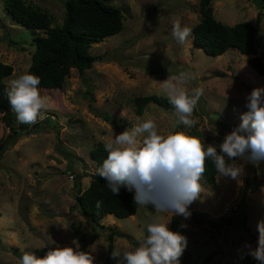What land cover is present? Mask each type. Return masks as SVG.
<instances>
[{"label":"rangeland","instance_id":"1","mask_svg":"<svg viewBox=\"0 0 264 264\" xmlns=\"http://www.w3.org/2000/svg\"><path fill=\"white\" fill-rule=\"evenodd\" d=\"M25 1L47 11L51 25L61 22L64 0ZM104 1L120 9L122 28L91 43L90 52L100 59L89 68L81 73L70 68L59 88L40 90L48 104L43 114L53 112V126L38 117L43 123L40 129L20 134L0 147V264H21L24 252L34 253L40 247L37 257L57 247L77 251L80 242L84 252L94 257L93 264H106L110 229L123 234L112 235L113 250H134L153 218L169 227L174 214L156 212L155 207L150 210L137 204L128 216L108 213L100 218L101 225H91L75 205L77 186L84 188L94 171L88 149L96 141L106 144L147 120H153L163 136L175 127V111L148 101L137 114L134 96L163 94L161 82L168 77L195 74L184 85L190 95L192 89H203L191 117L197 121L193 128L206 146L214 145L219 153L225 136L241 123L246 96L254 88H264V77L246 63L247 54L228 47L209 55L193 43L192 36L184 44L173 37L174 21L189 28L197 21L198 0ZM211 6L213 16L226 24L253 23L259 14L254 44L264 64V0H211ZM35 32L43 34L15 23L0 0V61L12 66L4 82L11 84L24 74ZM191 128L179 127L186 134ZM8 132L0 112V146ZM235 163L243 166L241 176L231 179L217 172L213 187L203 178V193L189 205L191 216L176 215V232L188 241L180 264H258L244 246H257V225L264 219V161L253 164L237 158ZM127 237L137 239L138 245Z\"/></svg>","mask_w":264,"mask_h":264},{"label":"clouds","instance_id":"2","mask_svg":"<svg viewBox=\"0 0 264 264\" xmlns=\"http://www.w3.org/2000/svg\"><path fill=\"white\" fill-rule=\"evenodd\" d=\"M172 35L184 44L192 35L191 28L181 27L174 21ZM195 74L180 73L161 82V90L174 106L178 123L188 128L197 121L191 119L203 89H192L190 95L184 85ZM40 78L26 73L11 81L7 95L20 123L35 124L45 118L46 99L40 94ZM248 111L241 114V123L228 133L219 145H205L204 141L183 131L167 135L157 133L153 120L138 123L126 129L105 144L108 153L97 174L107 182L114 195L121 187L136 190L135 202L140 206L151 203L156 212L191 216L189 205L203 193L201 181L205 173L206 159H212L220 176L237 179L243 174V166H237V158L258 164L264 161V88H254L246 96ZM147 134L146 136L144 134ZM144 137L142 140L140 137ZM227 158V162L226 159ZM100 202H97L99 208ZM181 227H186L182 224ZM257 246L253 249L245 244L247 254L258 264H264V219L257 225ZM149 235L139 241L134 250L114 249L111 258L117 264H180V257L187 247V237L171 231L167 224L155 218L147 224ZM73 243H76L73 241ZM79 248V245L76 244ZM243 259V256L240 257ZM94 257L88 252L76 251L72 247L49 250L43 257L24 252L21 264H93Z\"/></svg>","mask_w":264,"mask_h":264},{"label":"trees","instance_id":"3","mask_svg":"<svg viewBox=\"0 0 264 264\" xmlns=\"http://www.w3.org/2000/svg\"><path fill=\"white\" fill-rule=\"evenodd\" d=\"M3 6L10 18L18 24L30 28L32 31L42 30L43 34H35L32 37L33 49L30 54L28 66L24 74L30 73L38 76L42 88H59L70 68H75L78 73L89 68L97 58L90 52V45L106 36L119 31L122 28V13L120 9L104 0H64L63 17L58 24L51 25L50 14L38 5L25 0H2ZM199 17L191 25L192 41L194 44L209 55H218L228 47L236 49L239 53L247 54L246 63L259 75L264 77V64L256 54L254 35L258 13L253 23L247 20L236 21L226 24L217 20L212 13L211 0H198ZM12 66L9 63L0 61V112L3 113V120L8 125L9 132L5 136L6 143L12 141L20 134H26L40 129L43 123L53 126L51 116L53 112H45L43 123L38 120L35 124L20 123L13 111L7 92L11 84L3 81V77L10 74ZM214 72L213 74H215ZM249 87V86H247ZM152 101L163 109L176 112L164 94L148 93L136 95L133 98L134 111L139 114L145 104ZM248 111V109L246 110ZM41 120V119H40ZM181 123L176 122L171 133L179 132ZM190 136L198 137L195 128H191ZM160 135V133L157 131ZM166 137V136H165ZM105 144L96 141L89 149L88 155L94 161V171L90 173L87 185L84 188L77 186L74 195L75 205L79 213L86 218L91 225H101L100 218L108 213L116 217H125L134 213L137 203L135 193L126 187H121L118 195H114L107 186V182L97 174V169L103 164L108 153L105 151ZM204 180L213 187L215 175L218 172L212 159L205 161ZM76 185L78 181L74 182ZM100 202L97 208V202ZM144 207L153 209L154 205L146 204ZM193 219L198 218L193 214ZM224 220L223 218H221ZM210 222V220H208ZM178 217L172 215L169 222V229L177 231ZM123 235L120 231L110 229L107 234L105 263L111 264V253L113 251L112 235ZM148 236L145 232L144 238ZM133 245H138L137 239L127 237ZM77 251L84 252V245L79 244ZM43 247L35 248L34 254L40 253ZM209 253L205 256L207 259Z\"/></svg>","mask_w":264,"mask_h":264},{"label":"crops","instance_id":"4","mask_svg":"<svg viewBox=\"0 0 264 264\" xmlns=\"http://www.w3.org/2000/svg\"><path fill=\"white\" fill-rule=\"evenodd\" d=\"M191 39H192V38H191ZM245 55H246V54H245ZM247 56H248V55H247ZM247 56H246V57H247Z\"/></svg>","mask_w":264,"mask_h":264}]
</instances>
